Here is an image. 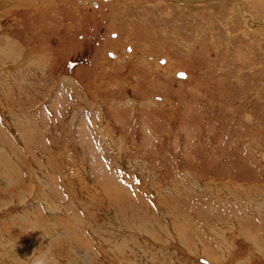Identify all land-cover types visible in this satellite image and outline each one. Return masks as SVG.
Segmentation results:
<instances>
[{
    "label": "rangeland",
    "instance_id": "374dc122",
    "mask_svg": "<svg viewBox=\"0 0 264 264\" xmlns=\"http://www.w3.org/2000/svg\"><path fill=\"white\" fill-rule=\"evenodd\" d=\"M240 1L0 0V264H264Z\"/></svg>",
    "mask_w": 264,
    "mask_h": 264
},
{
    "label": "bare ground",
    "instance_id": "6f19581e",
    "mask_svg": "<svg viewBox=\"0 0 264 264\" xmlns=\"http://www.w3.org/2000/svg\"><path fill=\"white\" fill-rule=\"evenodd\" d=\"M175 1H178V2H181V3H183V4H185V3H187V2H191V3H201V2H206L207 3V1L209 2L210 0H175ZM221 1H223V0H221ZM224 1H226V0H224ZM234 4H235V6L237 7V9L240 11V13H242V14H245L244 12H243V3L240 1V0H231ZM231 14H233V12L231 13ZM242 18H249L247 21H249V20H252L249 16H247V15H244ZM249 23V22H248ZM252 23V22H251ZM257 24H259V23H257ZM257 24H255L254 23V25L256 26ZM248 26H249V24H247ZM254 25H253V27H254ZM262 24H260L259 26H261ZM263 26V25H262ZM252 27V28H253ZM111 56L113 57L114 55L113 54H111ZM180 73H183V72H180ZM178 74V73H177ZM178 76H182V77H186V73H184V75L183 74H178Z\"/></svg>",
    "mask_w": 264,
    "mask_h": 264
},
{
    "label": "crops",
    "instance_id": "0c3cea01",
    "mask_svg": "<svg viewBox=\"0 0 264 264\" xmlns=\"http://www.w3.org/2000/svg\"><path fill=\"white\" fill-rule=\"evenodd\" d=\"M34 70V69H33ZM262 202H264V201H262ZM247 213V212H246ZM247 214H249V215H252V214H250V213H247ZM256 214V213H255ZM254 216V215H253ZM203 258V257H202ZM202 258H200L201 259V262H202V264H207V263H205L203 260H202ZM204 260H206V262H209V263H212L211 261H209L208 259H204ZM214 260H216V259H214Z\"/></svg>",
    "mask_w": 264,
    "mask_h": 264
},
{
    "label": "water",
    "instance_id": "95a60500",
    "mask_svg": "<svg viewBox=\"0 0 264 264\" xmlns=\"http://www.w3.org/2000/svg\"><path fill=\"white\" fill-rule=\"evenodd\" d=\"M178 74H183L184 75V72L183 73L178 72Z\"/></svg>",
    "mask_w": 264,
    "mask_h": 264
}]
</instances>
